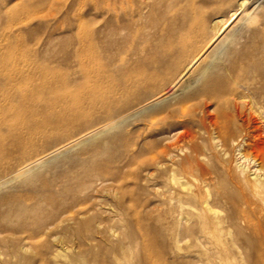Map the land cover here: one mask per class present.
<instances>
[{"label": "rangeland", "instance_id": "rangeland-1", "mask_svg": "<svg viewBox=\"0 0 264 264\" xmlns=\"http://www.w3.org/2000/svg\"><path fill=\"white\" fill-rule=\"evenodd\" d=\"M254 1L238 4L247 9ZM214 2L0 0V126L29 128L0 131L6 139L0 148V185L12 181L0 190V236L11 239L22 227L31 232L33 218L94 195L65 214L62 224L27 241L29 249L18 259L1 257L0 264H21V258L24 264H178L160 229L161 219L171 221L164 168L140 164V148L144 141L155 143L156 128L139 120L107 130L118 122L111 117L113 99L121 101L131 68L141 58L159 59L152 45L159 41L163 15L168 22L175 15L178 34H186L189 22L203 24L206 7ZM259 17L264 19V7ZM178 147L181 160L187 145ZM213 152L220 158L212 167L213 185L254 198V219L261 224V229H248L244 222L231 228V205L209 198L215 217L226 223L220 245L236 251L224 264H264V174L255 176L264 164L240 161L235 150ZM189 177L182 181L194 191L199 177ZM201 245L216 246L214 239ZM216 261L203 264H221Z\"/></svg>", "mask_w": 264, "mask_h": 264}, {"label": "bare ground", "instance_id": "bare-ground-1", "mask_svg": "<svg viewBox=\"0 0 264 264\" xmlns=\"http://www.w3.org/2000/svg\"><path fill=\"white\" fill-rule=\"evenodd\" d=\"M239 2L216 0L207 5L203 24L198 20L189 22L186 34L181 35L175 15L168 22L164 14L158 28L159 41L152 45L159 59L141 58L139 66L134 65L125 79L121 101L113 99L116 104L111 117L118 122L107 131L139 120L150 129L156 128L155 143L144 141L140 148L144 155L140 164L164 168L161 178L166 183L164 195H168L171 221L161 219L160 229L162 240L173 247L178 264H203L211 259L224 264L235 259L236 251L219 243L225 221L215 217L217 212L209 198L231 205L232 214L227 220L231 228L244 222L248 229H261L254 219L256 200L242 192H230L225 186L216 188L212 179V167L220 162L213 152L217 148L225 155L235 150L240 161L264 164V19L259 17L264 0H255L247 9ZM195 13L198 19L201 13ZM229 29L232 32L226 35ZM249 31L251 34H247ZM7 126L3 123L0 131L26 129L22 125L14 129ZM5 142L0 134V148ZM181 143H186L187 154L179 160L175 150ZM128 155L133 159L134 154ZM50 160L47 158L45 163ZM255 173L259 176L264 171L256 168ZM194 174L200 185L192 191L183 179ZM11 182L0 185V190ZM93 197L85 195L68 209L33 218L35 229L31 232L22 227L11 239L0 236V258L18 259L29 249L27 241L62 224L65 214L91 202ZM208 239H214L213 249L202 248ZM196 245L200 249L192 250ZM232 246L242 254L244 249L238 243L233 241ZM25 262L21 258L20 263Z\"/></svg>", "mask_w": 264, "mask_h": 264}]
</instances>
